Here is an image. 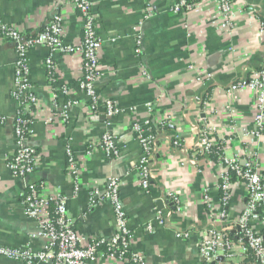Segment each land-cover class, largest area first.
Here are the masks:
<instances>
[{
    "label": "crops",
    "instance_id": "1",
    "mask_svg": "<svg viewBox=\"0 0 264 264\" xmlns=\"http://www.w3.org/2000/svg\"><path fill=\"white\" fill-rule=\"evenodd\" d=\"M89 1L102 41L97 117L90 118L88 96L78 85L80 57L53 52L46 44L31 47L30 79L40 108L27 143L40 159L26 179L15 177L8 162L15 148L18 54L11 42L0 43V245L18 247L31 239L35 250L44 246L42 237L31 238L38 224L25 214L22 203L31 181L46 182L67 196L69 216L81 237L108 240L115 232L113 202L89 206V188L98 185L103 190L106 180L119 177L120 198L134 233L133 251L143 254L147 264H200L199 241L211 223L203 193L208 186L214 202L220 200L216 186L223 167L220 156L249 154L264 168V134L249 132L254 126L253 96L246 89H230L264 65V0H230L228 26L222 25L217 0H202L186 13L173 10L176 0ZM56 14L65 20L67 43L82 38L83 19L73 0H0L3 22L19 26L27 35L42 29ZM49 55L55 64L54 79L45 67ZM207 74L205 83L197 84L196 77ZM197 96L202 97L200 102ZM106 99L122 109L109 121L124 129V139L133 134L135 123L150 122L156 138L147 191L141 188L136 169L143 156L136 133L114 157H106L97 146L85 157L89 144L97 143L109 128L103 115ZM164 117L166 125L160 122ZM200 128L220 143L217 159L197 147ZM176 134L182 138L179 148L173 145ZM68 147L80 160L79 192L67 174ZM171 193L182 198L181 210ZM232 193L228 220L221 228L236 222L247 201L244 184H237ZM258 228L264 235V222ZM178 232L187 237H177ZM0 264L21 263L0 257ZM94 264L128 263L102 258ZM216 264L226 262L219 257Z\"/></svg>",
    "mask_w": 264,
    "mask_h": 264
},
{
    "label": "built area",
    "instance_id": "2",
    "mask_svg": "<svg viewBox=\"0 0 264 264\" xmlns=\"http://www.w3.org/2000/svg\"><path fill=\"white\" fill-rule=\"evenodd\" d=\"M200 1L202 0H176L173 10L176 13H186ZM73 5L83 19V36L71 44L65 41L66 23L60 14L53 16L42 29L29 35L19 26L5 24L0 18V43L11 42L18 54L13 89V96L18 106L14 118L15 148L8 161L15 177L26 179L34 172L40 159L36 148L27 143L33 133L32 123L40 108V98L35 93L30 79L31 47L36 44H46L53 52L80 57L78 85L88 96L90 118L95 120L97 117L96 112L101 98L96 82L102 75L100 69L102 41L98 36L97 17L89 0H73ZM230 6V0H217V10L223 19V26L232 23ZM263 27L264 21L261 22V29H264ZM45 67L49 77L54 79L56 69L52 55L46 58ZM208 76L209 74L199 75L195 81L201 86ZM230 89L235 92L244 89L251 92L255 111L254 126L249 132L257 136L264 134V65L251 72L246 79L233 83ZM67 91L66 86H63L62 92ZM196 100L200 102L202 97L197 96ZM102 101L105 107L103 115L107 119L109 128L97 143L89 144L85 157L89 158L96 146L105 153L106 157H114L120 153L122 146H125L124 142L133 139L132 135L136 133L137 141L143 149V156L136 167L139 183L143 190H149L152 171L150 158L155 150L156 138L150 122L146 121L143 126L135 123L133 134L128 139H124V129L109 121L120 114L121 107L111 99ZM165 120V117L160 120L162 125H166ZM181 139L180 134L174 135V147H180ZM219 144L209 130L199 129L196 145L201 153L210 154L215 145L220 147ZM66 158L67 174L73 181L74 191L79 192L82 173L80 160L70 147L66 150ZM220 160L223 167L216 184L221 195L219 202H214L210 187L207 186L203 193L211 223L203 231L199 241L200 264H216L219 257H222L226 264H264V235L258 228V225L264 222V168H261L255 157L249 154L232 158L220 156ZM121 183L119 177H111L106 180L103 190L98 185H91L89 188V206L111 200L115 210L114 234L108 240L105 238L91 240L81 237L74 228L75 220L69 216L68 198L65 194L51 190L43 181L28 182L22 194L23 208L25 214L36 220L38 224L39 230L31 238L42 237L45 240L44 246L41 250H35L31 239L18 247L0 245V257L21 264H94L102 258L128 264H147L146 257L132 249L134 233L128 225L127 211L120 198ZM237 184L245 185L247 201L236 222L221 228L219 225L227 223L233 188ZM170 196L175 207L181 210L182 198L174 193ZM52 197L56 199L55 216L50 209ZM160 223H163V220H160ZM230 231L239 236L235 239L231 238L228 235ZM176 236L185 238L187 234L178 232ZM250 251L254 257L252 261L248 259Z\"/></svg>",
    "mask_w": 264,
    "mask_h": 264
},
{
    "label": "trees",
    "instance_id": "3",
    "mask_svg": "<svg viewBox=\"0 0 264 264\" xmlns=\"http://www.w3.org/2000/svg\"><path fill=\"white\" fill-rule=\"evenodd\" d=\"M216 153H219V154H216ZM210 155L212 156V157H214L215 159H217L218 157H219V155H220V152H219V148H218V146H214L213 147V149H212V153H210ZM55 202H56V199H55V197H52L51 199H50V209H51V212H52V215L53 216H55V213H54V211H55ZM228 235L231 237V238H237L238 236H239V234H235L233 231H230L229 233H228ZM248 259L249 260H253L254 259V257H253V254H252V252L250 251V255H249V257H248Z\"/></svg>",
    "mask_w": 264,
    "mask_h": 264
}]
</instances>
